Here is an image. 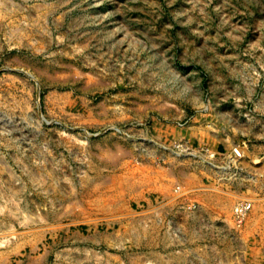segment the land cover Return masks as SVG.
Masks as SVG:
<instances>
[{
    "label": "rangeland",
    "instance_id": "obj_1",
    "mask_svg": "<svg viewBox=\"0 0 264 264\" xmlns=\"http://www.w3.org/2000/svg\"><path fill=\"white\" fill-rule=\"evenodd\" d=\"M0 264H264V0H0Z\"/></svg>",
    "mask_w": 264,
    "mask_h": 264
}]
</instances>
